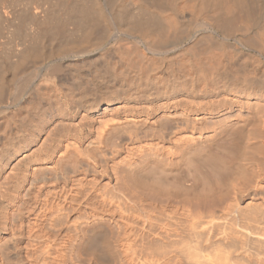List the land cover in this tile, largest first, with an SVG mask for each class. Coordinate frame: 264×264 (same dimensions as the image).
<instances>
[{"label": "bare ground", "instance_id": "bare-ground-1", "mask_svg": "<svg viewBox=\"0 0 264 264\" xmlns=\"http://www.w3.org/2000/svg\"><path fill=\"white\" fill-rule=\"evenodd\" d=\"M57 2L78 35L67 37L52 8L39 5L37 23L32 9L40 42L0 80V103L9 102L1 113L34 82L63 102L43 118L24 112L33 124L23 114L6 122L0 264H264V233L240 226L245 238L231 237V225L213 221L219 212H195L206 194L194 197L182 181L188 155L212 162L219 147L229 162H258L246 194L264 199V0ZM132 83L138 94L128 93ZM153 132L172 146L126 145ZM144 194L152 217L140 224Z\"/></svg>", "mask_w": 264, "mask_h": 264}, {"label": "rangeland", "instance_id": "rangeland-1", "mask_svg": "<svg viewBox=\"0 0 264 264\" xmlns=\"http://www.w3.org/2000/svg\"><path fill=\"white\" fill-rule=\"evenodd\" d=\"M57 1H59V0H0V80H1V76L2 75H5L6 77H8V75L12 72V69H13V64H14V62L17 60V55H20V53H21V51H23V48L25 47V45L28 43H31L32 44V41H33V39H34V41H33V44L35 43L36 45H38L36 42H37V40L39 39V36H37L36 38H35V35H36V33H35V25L33 24V21L35 20L36 21V19H37V21L39 20V13H41V11L39 12V8H41V9H43V8H47L46 9V11H49L48 9H50V8H52V10L50 9V15H55L56 17H58L59 19H57L55 16H54V19L56 18V21L57 22H59V21H61V23H63V25H65L64 27H65V29H64V31L66 30V32H65V34H67V37L69 36V38L70 37H76L78 34L76 33V32H79V31H77L76 30V28H74L73 27V25L75 26V24L74 23H72V22H74L73 20H70L71 18H69L68 17V13H66V12H68V10L65 12V8H63V7H61L60 6V3L59 2H57ZM35 3H36V5L37 6H34L35 5ZM59 5H58V4ZM56 4V5H55ZM41 7H40V6ZM38 8V10H37V8ZM50 7V8H49ZM33 9V10H32ZM45 9H43V10H45ZM26 10V11H25ZM29 10V11H28ZM32 10V13L34 12V11H36L35 13H33V15L31 14V11ZM39 13H38V12ZM52 11V12H51ZM29 12V13H28ZM64 12V13H63ZM22 14H24V15H22ZM28 14V15H27ZM37 14V15H36ZM65 14H67L66 15V17H65ZM30 15H32L31 16V18L33 17V16H36V17H33V21H32V23H31V21L28 19L29 17H27V16H30ZM23 17V18H22ZM24 17H25V19H24ZM36 18V19H35ZM69 18V19H68ZM22 19V20H21ZM26 19H28L29 21V24H30V26H28V24H25L24 23V21L26 20ZM22 21H23V25H22ZM34 21V22H35ZM37 21H36V23H37ZM40 21V20H39ZM38 21V22H39ZM21 22V23H20ZM26 22V21H25ZM18 23V24H17ZM27 23V22H26ZM71 23V24H70ZM21 24V25H20ZM25 25H26V28H25ZM22 26V27H21ZM17 27V28H16ZM71 27H73V28H71ZM22 29H24V30H22ZM73 29H75L76 30V32H74L75 30H73ZM35 33V34H34ZM75 34H77V35H75ZM33 35V36H32ZM31 37H32V40H31ZM38 38V39H37ZM36 39V40H35ZM40 40V39H39ZM38 40V41H39ZM36 41V42H35ZM40 42V41H39ZM27 44V45H28ZM87 63V60H84V61H82V63L80 62V64H82L81 65V67L83 66V65H87L86 64ZM80 64L78 65V66H80ZM85 66H83V67H85ZM93 69V68H92ZM11 70V71H10ZM8 73V74H7ZM37 84V82H34V86L33 85H31L30 87H28V88H26L27 90H25V94H24V96L25 97H22L21 96V98L19 99V101H18V104H17V108L15 107H12L11 105H9V108L6 110V111H4V112H2L3 114H4V116H3V114L0 112V138H5V136L8 134V133H6V130H10V124H11V121H9V120H14L15 119V116H16V118H17V116H18V118H19V116H20V118H21V116H22V114L24 115V116H27L26 114H28V115H30V116H34L35 117V115H36V117H42L43 118V111H44V109L46 110V107H47V105H48V107H49V105L51 104L52 106H58L59 104H62L63 102H62V98L61 99H59V97H58V95L56 94H52V93H55V91H49L50 89V84H48V86L47 85H45L44 87H43V89H41L42 90V92H41V90H39V88H37L38 87V85H37V89L35 88V85ZM133 84V83H132ZM35 88H33V87ZM47 86V87H46ZM135 86V84H133L132 85V88ZM191 86V85H190ZM33 88V91H32V88ZM49 87V88H48ZM144 87V86H143ZM142 87V88H143ZM31 88V89H30ZM46 88V89H45ZM130 89H131V87H129ZM191 88V87H190ZM195 88H197V85L195 86ZM198 89V88H197ZM46 90V91H45ZM135 90V91H134ZM140 90H142V89H140ZM139 89H137V91H136V87H134L133 89H131V90H129L128 91V93L130 92V94H133V93H136V94H138V91H140ZM27 91V92H26ZM32 91L33 93H34V97L31 95V93L30 92ZM44 91V92H43ZM49 91V92H48ZM41 92V93H40ZM46 92V93H45ZM48 93H50V94H48ZM49 95V99L47 98V96L46 95ZM53 97H52V96ZM55 95V96H54ZM82 95V94H81ZM29 96H32V98H30ZM42 98L41 100H43V98H44V103H42V104H40V103H38L39 101L37 100V98ZM58 98L59 100H61V101H59V100H57L56 98ZM51 98V99H50ZM50 100H52L51 102H50ZM4 101V102H3ZM3 101L0 103V107L3 105H6V104H8L9 102H8V100H6V99H3ZM49 101V102H48ZM7 102V103H6ZM57 102V103H56ZM19 103H21V104H19ZM46 103V104H45ZM29 104V105H28ZM36 104V105H35ZM38 104V105H37ZM18 106H21L22 108H20V107H18ZM28 106V107H27ZM31 106V107H30ZM61 106H63V105H61ZM68 107H71V105L69 106V103H68V105H67ZM59 108H60V105L58 106ZM14 108V109H13ZM18 108H20V109H18ZM22 109H23V111H22ZM14 110V112L13 113H15V114H13L12 113V111ZM18 110V111H17ZM19 110H21V111H19ZM8 111V112H7ZM28 111H31V113L29 112L28 113ZM7 112V113H6ZM20 112V113H19ZM26 114H25V113ZM35 112H37V113H35ZM6 113V114H5ZM17 113H19V114H17ZM35 114V115H33V114ZM9 115V116H8ZM10 116H11V118H10ZM5 117V118H4ZM23 117V116H22ZM29 118L28 116L26 117V118H28L27 120L29 121V122H31L32 124L33 123H35V118ZM14 118V119H13ZM17 118V119H18ZM9 119V120H8ZM33 119V120H32ZM34 121V122H33ZM6 122H7V124L10 122V124L8 125V127H7V124H6ZM30 123V124H31ZM252 125V123H248V124H246V127H245V131H244V129L242 130L243 131V133H249V132H247L248 130H246V128H250V130L252 129L251 127H253V126H251ZM247 125H248V127H247ZM40 126V125H39ZM39 126H36V127H39ZM6 128H8V129H6ZM39 128H41V127H39ZM9 130L7 131V132H9ZM153 130V129H152ZM179 131V132H178ZM152 133V132H151ZM177 133V134H176ZM184 133H189V131H182L181 132V130H176L175 132H174V138H178L179 136H181L182 134H184ZM153 134H154V136L153 137H148L147 139L149 140H147L146 138L144 139L143 138V140H140L139 142H133L132 144H130V143H126V145L128 146V145H133V150H135V149H138L139 147H137V146H143L142 144H148V142L150 143V144H154V142H157L158 144H156V145H160V146H162V147H164V148H166V146L168 147V146H172V144H170L171 142H170V140H167V141H169L168 143H167V141L165 142V141H160L159 139H157L156 138V133L155 132H153ZM4 135V136H3ZM3 136V137H2ZM176 136V137H175ZM6 137H8V135L6 136ZM173 137H171V138H173ZM4 138H3V140H0V148L1 149H3L6 145V143H4V142H6L7 141V138H5L6 139V141L4 140ZM159 140V141H158ZM173 140V139H172ZM1 141H3V143L1 142ZM152 142V143H151ZM3 144L5 145L4 147H1V146H3ZM141 144V145H140ZM146 144V145H147ZM150 144H148V145H150ZM146 145H144V146H146ZM147 145V146H148ZM135 146V147H134ZM215 149H217V153L215 152V151H210V157H213V158H216L217 156H214L215 155V153L218 155L219 154V158L217 157L216 158V160L215 161H208V162H206V160H204V162L202 163V161H203V159L201 158V157H197V155H195L194 157H193V155H188L187 157H188V159H187V161H185V162H189V163H193L190 167H189V163L186 165V163H185V165H184V169L186 170V175H184L183 174V179H182V181L185 183V185L187 184H189L188 186L190 187V189L188 190L190 193H192L193 194V196L194 195H196L197 194V192L199 191L200 193L203 191V192H205V196H204V198H203V196L200 198L201 200H199V199H196V200H198V201H195V199H193L192 201L194 202L195 201V203H193L194 205L192 206V201H191V206L192 207H195V209L197 210V211H195V212H198V210L199 209H201V211L202 212H206V210L208 211L209 209H211V212H216V213H214L213 212V214H216V215H214V216H216L217 218H218V212L220 213L219 214V217L221 218L222 217V214H223V217L220 219V218H218V220H213L214 222H219V223H221V225H225V226H227L228 227V225H231V227H232V231L230 232L231 234H237V236H235V235H232L231 237H238V239L239 238H241V237H239L241 234H243V231H239V229L242 227L243 228V226H245L244 228H248L249 229V231H253L254 230V232L253 233H258V234H260V232L261 233H264V199L262 198H257V199H255V198H253V199H251V197L250 196H248V194H246V193H249V191L248 190H250V187L252 186V181H253V178H254V172H255V170H256V163H258V162H254V164H253V162H249V161H245V162H239V164H242L243 163V165H239L237 162L238 161H233V162H229V160H227V158H228V154H229V151L228 152H226V150H224V149H221V151L223 152H219L218 151V148L219 147H214ZM212 149V150H215V149ZM123 152H125V149L123 150ZM215 152V153H214ZM225 152L227 153V154H225ZM122 154H125V153H122ZM122 154H120L119 156H124V155H122ZM224 156H223V155ZM222 157V159H220ZM225 157H226V160H225ZM196 158H198V160L196 159ZM199 158H201L202 160H200ZM223 158H224V161H223ZM196 159V160H195ZM218 159V160H217ZM117 160V159H116ZM196 161H197V163H196ZM199 161V162H198ZM218 161V163L217 164H215L216 162ZM220 161V162H219ZM207 163V164H206ZM233 163V164H232ZM195 165V166H194ZM216 165H218V167L216 166ZM255 165V166H254ZM200 168H199V167ZM193 167H195V168H193ZM5 169V164H3L1 161H0V177H1V175L2 174H4V169ZM192 168V169H191ZM220 168H222L221 170H220ZM195 169V170H194ZM193 170V171H192ZM217 172L218 170H219V172H221V173H216L215 171ZM200 171V172H199ZM3 172V173H2ZM194 172H196V173H194ZM220 174V175H219ZM149 176V175H148ZM219 176V177H218ZM151 177V176H150ZM203 177V178H202ZM148 179H151V178H149V177H147ZM218 178H219V181H218ZM107 178H104L103 179V181L102 182H107L108 181V183L110 184L109 186H113V183H112V181H110V180H106ZM195 179H196V181H195ZM201 179H203L202 181H200ZM208 181H207V180ZM174 180V181H173ZM206 180V181H205ZM216 180V181H215ZM168 181H170V182H175V179H170V180H168ZM213 181V182H212ZM217 181H218V183H217ZM193 182H194V184H193ZM196 182V183H195ZM192 183V184H191ZM209 183H210V185H209ZM215 185H214V184ZM176 184V183H175ZM198 185V186H197ZM210 186V187H208V186ZM217 185V186H216ZM192 186V187H191ZM194 186H196V187H194ZM218 189H217V188ZM203 188H204V190H203ZM210 189H212L213 190V192H212V190L210 191ZM200 190H202V191H200ZM220 190V191H219ZM207 191V192H206ZM199 192H198V194H199ZM212 192V193H211ZM220 192H221V194H220ZM190 193H189V199L190 198H192L193 196L192 195H190ZM194 193H196V194H194ZM208 193L211 195V197H210V195H208ZM197 194V195H198ZM204 194V193H203ZM238 194V196L236 197L235 195H237ZM141 195V194H140ZM145 195V194H144ZM140 196V197H143V199L141 200V202H140V204L143 206V208H141V211L140 212H138V217H139V219H138V222L141 224L142 222H143V220H144V222H146V217L148 216V215H150L151 216V210H150V207L149 206H147V202H153V199L150 197V200L151 201H149L148 199H149V196L146 194L145 196ZM200 195H202V194H200ZM199 195V196H200ZM214 195V196H213ZM220 195H222V197L220 198ZM208 196V197H207ZM235 196V197H234ZM195 197V196H194ZM217 197V198H216ZM138 199H136V200H139L140 198L139 197H137ZM145 198V199H144ZM147 198V199H146ZM206 198V199H205ZM96 199H99V197L98 196H96ZM95 199V200H96ZM249 199H250V201H249ZM145 200V201H144ZM201 201V202H200ZM247 201H248V203H247ZM196 202H198V203H196ZM201 203V204H200ZM237 204V206L235 205V204ZM195 204H198V205H195ZM232 204H234V205H232ZM98 205V204H97ZM231 205H232V207L233 208H235L234 210H232L233 208L231 207ZM201 206V207H200ZM229 206L231 207V208H229ZM224 207V208H223ZM84 208V206H81L80 207V213H83V212H85V213H83V214H86L88 211H90V209L88 210V208H86L85 207V209H83ZM90 208V207H89ZM222 208V212H225V213H222V212H220L219 211V209H221ZM226 208V209H225ZM237 208V209H236ZM88 211H87V210ZM194 208H193V210H195ZM218 209V210H217ZM230 209V210H229ZM82 210H84V211H82ZM99 210H102L103 211V213L102 214H104L105 216H111V212H109V210H106V208H105V211L108 213H104L105 211L103 210V209H101L100 207H98V211ZM205 210V211H204ZM213 210V211H212ZM224 210V211H223ZM101 211V212H102ZM210 211V210H209ZM140 213V214H139ZM107 214V215H106ZM206 214V213H205ZM204 214V215H205ZM117 215H115V217H116ZM137 217V218H138ZM152 217V216H151ZM150 217V218H151ZM205 217V219L206 220H211V218L208 216L207 217V214L204 216ZM207 217V218H206ZM117 218V217H116ZM137 221V220H136ZM142 221V222H141ZM153 222V221H152ZM239 225V226H237V225ZM259 224V225H258ZM236 226L238 227V228H236ZM241 226V227H240ZM250 228H252L251 230H250ZM261 228V229H260ZM241 230V229H240ZM256 230V231H255ZM258 230L260 231V232H258ZM262 230V231H261ZM241 232V233H240ZM144 233H146V231L144 232ZM149 233V232H148ZM148 233H146L147 234V236H149V237H151L150 235H148ZM230 234V235H231ZM264 235V234H263ZM145 237H146V235H144ZM243 238H245L244 237V234L243 235H241ZM153 237V236H152ZM151 237V238H152ZM242 238V239H243ZM138 243H139V245H140V243H142L143 244V242L139 239V241H138ZM108 261V260H107ZM106 261V262H107ZM108 264H111V262L110 261H108L107 262Z\"/></svg>", "mask_w": 264, "mask_h": 264}]
</instances>
